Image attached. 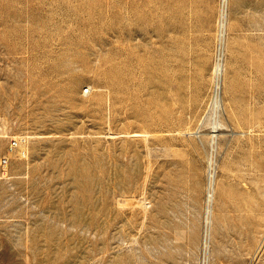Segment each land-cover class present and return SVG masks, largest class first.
Wrapping results in <instances>:
<instances>
[{"label": "rangeland", "instance_id": "rangeland-1", "mask_svg": "<svg viewBox=\"0 0 264 264\" xmlns=\"http://www.w3.org/2000/svg\"><path fill=\"white\" fill-rule=\"evenodd\" d=\"M220 4L0 0V264H264V0L219 56Z\"/></svg>", "mask_w": 264, "mask_h": 264}, {"label": "bare ground", "instance_id": "bare-ground-1", "mask_svg": "<svg viewBox=\"0 0 264 264\" xmlns=\"http://www.w3.org/2000/svg\"><path fill=\"white\" fill-rule=\"evenodd\" d=\"M227 5H228V0H221L219 12H218L219 18H218V22H217V24H218L217 39L219 41V47L217 48L218 49L217 53H219V56L221 55V50H222L221 44H222V41L225 40V37L227 35L228 25H229V16H228ZM217 56H218V54H217ZM221 70H222L221 64L216 63L214 70H213L215 73V76L219 75ZM219 85H220V83H219ZM218 90H219V87H218V83L216 82V86L214 87L213 96H212V107H210V113L213 110L214 113L212 112L211 114L215 115L214 116L215 118H214V120L212 119L211 122H208L209 124L207 123V125L209 127H211V129L213 130V131L211 130L212 134L217 133V131L219 129L224 128V126H225L223 124V122H221L219 119H217V115H219L221 113V107H222ZM211 108H212V110H211ZM211 114H209V116ZM209 185H210V187H211V185H213V181L211 180V178L209 180Z\"/></svg>", "mask_w": 264, "mask_h": 264}, {"label": "built area", "instance_id": "built-area-1", "mask_svg": "<svg viewBox=\"0 0 264 264\" xmlns=\"http://www.w3.org/2000/svg\"><path fill=\"white\" fill-rule=\"evenodd\" d=\"M7 139V147L5 154L0 155V168L7 169L13 158L23 160L27 158V138L26 137H9L8 135H0V139Z\"/></svg>", "mask_w": 264, "mask_h": 264}]
</instances>
